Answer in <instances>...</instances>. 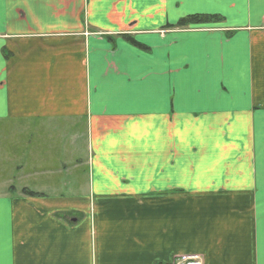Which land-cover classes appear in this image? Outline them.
Wrapping results in <instances>:
<instances>
[{"label":"crops","instance_id":"0c3cea01","mask_svg":"<svg viewBox=\"0 0 264 264\" xmlns=\"http://www.w3.org/2000/svg\"><path fill=\"white\" fill-rule=\"evenodd\" d=\"M0 169V264H264V0H0Z\"/></svg>","mask_w":264,"mask_h":264},{"label":"built area","instance_id":"2783aa9c","mask_svg":"<svg viewBox=\"0 0 264 264\" xmlns=\"http://www.w3.org/2000/svg\"><path fill=\"white\" fill-rule=\"evenodd\" d=\"M167 264H204L203 258L199 254H183L177 256L172 262Z\"/></svg>","mask_w":264,"mask_h":264},{"label":"rangeland","instance_id":"374dc122","mask_svg":"<svg viewBox=\"0 0 264 264\" xmlns=\"http://www.w3.org/2000/svg\"><path fill=\"white\" fill-rule=\"evenodd\" d=\"M3 165L5 166V168H7L6 166L8 165L7 164V162L6 161H4V163H3ZM1 170V169H0ZM7 170H9L10 172H3L2 170H1V173L5 176L6 174H8L10 177H14L15 178V182L17 181V180H19V178L20 177H22V176H25L24 174L22 175L21 173H18V171L16 170V169H12V168H8ZM51 176H52V174H48V175H46L45 177H47V178H51ZM1 177V176H0ZM12 187L14 186V185H11Z\"/></svg>","mask_w":264,"mask_h":264},{"label":"trees","instance_id":"16d2710c","mask_svg":"<svg viewBox=\"0 0 264 264\" xmlns=\"http://www.w3.org/2000/svg\"><path fill=\"white\" fill-rule=\"evenodd\" d=\"M204 18H206V17H202L201 18V17L195 16V17H191V18H184V19L180 20L179 25L182 26V25H184L185 23H187V22H189L191 20H198V21H200V20H202ZM12 188H14V186ZM23 192L27 193L28 195H37L36 193H34L31 190H28L26 188L23 189Z\"/></svg>","mask_w":264,"mask_h":264}]
</instances>
